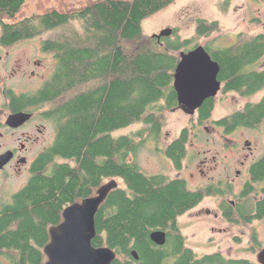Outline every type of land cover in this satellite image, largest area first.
I'll list each match as a JSON object with an SVG mask.
<instances>
[{"label":"trees","instance_id":"trees-1","mask_svg":"<svg viewBox=\"0 0 264 264\" xmlns=\"http://www.w3.org/2000/svg\"><path fill=\"white\" fill-rule=\"evenodd\" d=\"M176 1L97 0L70 12L51 9L20 18L26 0H0V44L50 35L42 49L55 60L50 78L30 96L31 106H44L55 128L54 142L34 161L28 184L0 205V256L10 264H45L49 229L63 221L65 208L95 196L112 180L121 185L96 215L93 245L111 248L116 253L112 264H168L169 239L159 246L151 234L167 231L173 238L177 218L206 196L202 190H191L183 179L146 175L138 164L146 142H158L166 112L179 106L174 74L180 52L199 46L192 39L159 41L144 35L143 23ZM220 30L218 22L199 20L196 37ZM212 54L221 68L219 79L226 83L224 94L264 91V69H246L264 58V34ZM215 104L210 98L199 109L200 125L212 119ZM263 120L264 97L244 113L215 124L229 133ZM140 123L138 131L118 135ZM190 137V128H184L163 151L177 171L187 159ZM259 165L264 167V159ZM173 239L179 254L175 264H190L180 256L182 236Z\"/></svg>","mask_w":264,"mask_h":264},{"label":"flooded vegetation","instance_id":"flooded-vegetation-1","mask_svg":"<svg viewBox=\"0 0 264 264\" xmlns=\"http://www.w3.org/2000/svg\"><path fill=\"white\" fill-rule=\"evenodd\" d=\"M240 41L242 40L239 39ZM23 43L20 42L11 46L0 44V99L2 101L0 105V157L7 153L11 154V160L3 168H0V174L5 178L11 176L14 172L21 175L24 171H27L31 177L34 161L40 153L52 145L43 147L39 152L33 150L34 146L38 145L41 140L39 136L35 137V132L40 135L48 134L49 127L47 124L52 125V123L45 117L43 105L34 104L31 106L30 96L38 92L46 80L39 72L42 66L41 61L28 62V67L30 68V72H28L29 70H26L27 66L21 63L19 57L14 59L18 56L15 55L14 50ZM234 46L226 48L204 46V48L212 59L217 62L213 57V50L228 49ZM197 47H186L180 52V55L183 52L189 53ZM40 51L46 54L42 47H40ZM12 62L13 67L10 65ZM260 62L261 60L246 69L250 71L255 69L263 70L264 66L258 67ZM31 67L34 69H31ZM8 71L10 73H5ZM18 79L23 80V82L31 80L38 84L36 85L37 87L33 86L31 88L25 83L19 86L11 85L12 81L14 82ZM219 81H221L222 86L217 96L214 97L215 100L220 94H224L223 88L226 83L220 79ZM233 93L236 95L235 99L238 104L239 101H241V104L232 113L218 120L211 121L214 122L213 129L219 132L225 140H231L230 137L241 130L249 131L253 136V140L245 139L235 143L232 147L226 144L224 149L233 153V156L223 157L220 160L221 162H218V157L214 156L211 160L215 162V165L209 162V158L205 157L201 164L208 171H201L205 181L203 185L191 188L187 180L180 178L187 182L191 190H202L206 193V196L195 208L177 218V231H171L173 238L176 235L182 236L183 247L180 256H185L190 264H264V167L259 165L264 159V144H262L263 148L260 149L262 154L260 153L261 155L259 156L256 154L259 149L256 147L258 143L255 141L257 138L258 140L261 139L260 135H264V120L254 127H234L229 133L226 132V128L223 126L215 124V122L227 116L244 113L249 104L260 102L264 96L253 102V98L261 92L244 96L242 92L232 91L225 95H233ZM178 109H183L190 114L180 105L172 109V111ZM18 113L29 114L31 118L17 127L9 125V118ZM195 114L198 117L199 110L190 115ZM241 146L248 153L239 154V147ZM166 148L159 150L163 154ZM237 156L240 157L238 158ZM169 161L171 162V160ZM185 161L180 172L184 168ZM216 169L219 171L218 174L215 173ZM184 218L189 219V221L185 222V225L181 223ZM195 226H197L196 232H201L205 241L202 240L203 237L192 236L193 234L190 235L188 233V230ZM165 233L166 238L169 239L167 261L168 264H175L179 257V254L174 249L176 242H173L174 239L171 235L169 236L167 231ZM205 234L210 236L206 238ZM211 258L213 261L211 263L207 262Z\"/></svg>","mask_w":264,"mask_h":264},{"label":"rangeland","instance_id":"rangeland-1","mask_svg":"<svg viewBox=\"0 0 264 264\" xmlns=\"http://www.w3.org/2000/svg\"><path fill=\"white\" fill-rule=\"evenodd\" d=\"M91 1L97 0H26L19 16L20 18L30 17L51 9L70 12L81 8ZM199 20L218 22L221 30L213 33L210 37L197 38L196 24ZM168 28L177 32V34L173 33V35L169 37L171 40L180 37L181 40L192 39L193 45L217 46V48L230 47L236 45L239 39L245 40L264 34V0H178L164 11L151 16L143 23V32L146 37H154ZM239 35L240 37H238ZM49 37L50 35H46L25 42L14 50L15 55H18L14 59L19 57L21 63L27 66L26 70H29L28 72H30L28 62L41 61L42 66L39 72L46 81L53 73L55 60L52 54H43L40 51V47H42L43 41ZM10 65L13 67V62ZM261 66H264V58L258 65V67ZM32 67L31 69H34ZM5 73H10V71ZM23 83L30 88L38 84L35 81L29 80L23 82V80L18 79L17 81H12L11 85L19 86L23 85ZM235 96L234 93L233 95L220 94L215 100L216 104L212 120L202 125L198 123L196 114L190 115L183 109L166 112L165 126L162 134L157 140L158 142L149 140L138 154V164L141 170L146 175L163 174L171 178H184L191 188H197L203 185L205 181L201 175V171H208L201 164V161H203L205 157L209 158V162L215 165V162L211 160L214 156L218 157V162L223 157L229 155H231L230 157L233 156V153L227 152L224 149L226 144L232 147L235 143H239L245 139L253 140V136L249 131L241 130L230 137L231 140H225L219 132L213 129L214 122L211 121L218 120L232 113L235 108L241 104V101H239L238 104ZM263 96L264 91L256 95L253 98V102L258 101ZM1 102L0 99V105ZM47 126L49 127V129L47 128L48 134L40 135L37 132L34 134L35 137L39 136L41 139L39 144L35 145L33 148L35 152H39L43 147L54 142L55 128L53 125L47 124ZM141 127V123L135 124L120 131L118 135L131 134L138 131ZM184 128H190L191 131V137L187 146L188 156L182 171L177 172L172 163L159 149L164 150L172 140L180 135ZM260 136L261 139H255L258 143L256 147L259 148L256 154L259 156L262 154L260 149L263 148L262 144H264V135ZM260 141H262V143H260ZM244 153L248 152L243 146L239 147V154ZM237 157L239 158L240 156ZM215 173H219L218 169H216ZM29 179L30 175L27 171H24L21 175L14 172L7 178L0 174V205L10 202L12 196L28 184ZM119 184L121 185L120 181ZM187 221H189V219L184 218L181 223L185 225ZM196 231L197 226L188 230V233L190 235L193 234L192 236L203 237L202 240L205 241L204 235ZM209 236V234H205L206 238ZM0 264H10V261L0 256Z\"/></svg>","mask_w":264,"mask_h":264},{"label":"water","instance_id":"water-1","mask_svg":"<svg viewBox=\"0 0 264 264\" xmlns=\"http://www.w3.org/2000/svg\"><path fill=\"white\" fill-rule=\"evenodd\" d=\"M171 28L154 36L162 38L172 36ZM220 65L215 62L204 46H198L189 53H181L180 62L175 70L174 89L179 105L194 114L204 102L217 96L222 83L219 81ZM31 115L18 113L9 118V125L20 126L27 122ZM11 160V154L0 157V168ZM119 187L116 180L101 186L95 196L74 203L63 212V221L49 229L50 242L44 248L47 256L45 264H112L116 253L109 247H95L93 240L97 236L96 215L110 192ZM156 245L166 244V233L156 231L151 234ZM132 256L138 260L136 251Z\"/></svg>","mask_w":264,"mask_h":264}]
</instances>
